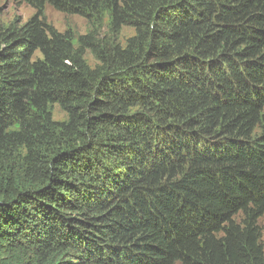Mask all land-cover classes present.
I'll return each mask as SVG.
<instances>
[{
    "label": "trees",
    "instance_id": "1",
    "mask_svg": "<svg viewBox=\"0 0 264 264\" xmlns=\"http://www.w3.org/2000/svg\"><path fill=\"white\" fill-rule=\"evenodd\" d=\"M21 1L0 22V264H264V0Z\"/></svg>",
    "mask_w": 264,
    "mask_h": 264
},
{
    "label": "rangeland",
    "instance_id": "2",
    "mask_svg": "<svg viewBox=\"0 0 264 264\" xmlns=\"http://www.w3.org/2000/svg\"><path fill=\"white\" fill-rule=\"evenodd\" d=\"M35 12V9L21 0H0V22L3 25H8L14 20L26 22ZM45 17L59 31L70 30L75 35L83 34L88 28L87 20L79 15H68L56 10L51 5L45 7ZM135 30L130 26H125L121 32L122 41L132 36ZM91 65L95 64L94 58L91 55L87 56ZM54 119H64L65 113L56 105L53 111ZM262 228V242L264 245V214L260 219ZM178 264V263H177Z\"/></svg>",
    "mask_w": 264,
    "mask_h": 264
}]
</instances>
